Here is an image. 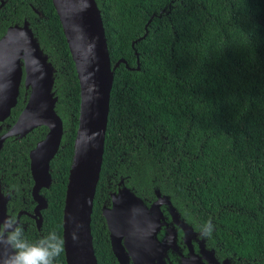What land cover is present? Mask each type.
<instances>
[{
	"label": "trees",
	"instance_id": "trees-1",
	"mask_svg": "<svg viewBox=\"0 0 264 264\" xmlns=\"http://www.w3.org/2000/svg\"><path fill=\"white\" fill-rule=\"evenodd\" d=\"M14 1L9 22L20 24L26 12L56 68L63 134L43 216L62 237L79 83L52 1L28 0L40 15ZM95 1L111 65L125 60L114 70L91 212L98 264H113L102 206L123 185L146 206L156 190L167 195L192 231L211 221V237L199 235L223 259L216 264H264V0ZM46 131L35 127L14 147L26 141L25 157Z\"/></svg>",
	"mask_w": 264,
	"mask_h": 264
},
{
	"label": "water",
	"instance_id": "water-1",
	"mask_svg": "<svg viewBox=\"0 0 264 264\" xmlns=\"http://www.w3.org/2000/svg\"><path fill=\"white\" fill-rule=\"evenodd\" d=\"M51 1L74 62L80 94L62 213L64 257L66 264H98L92 243L91 212L102 163L114 70L125 60L111 65L101 12L95 0ZM23 71L24 87L29 92L26 104L4 137H22L38 126L47 128L45 136L29 152L38 211L47 205L46 199L37 192L51 184L50 161L59 149L63 123L55 111L56 68L28 22L9 26L0 37V121L9 115L16 103ZM4 137L0 138V147ZM155 194L156 200L146 206L123 185L110 193L111 205L102 206L111 249L121 264V238L136 246L141 240L153 239L159 226L161 203L167 205L173 218L178 215L167 195H161L158 190ZM74 230L78 236L76 240L72 237ZM6 254L5 248L1 255Z\"/></svg>",
	"mask_w": 264,
	"mask_h": 264
},
{
	"label": "flooded vegetation",
	"instance_id": "flooded-vegetation-1",
	"mask_svg": "<svg viewBox=\"0 0 264 264\" xmlns=\"http://www.w3.org/2000/svg\"><path fill=\"white\" fill-rule=\"evenodd\" d=\"M25 1L27 2V7L29 5L33 12L40 15L41 11L33 7L28 0H21V3ZM14 3H16L14 0H0V37L9 26L18 24L9 22L11 13L8 8L12 9V5H15ZM22 19L19 25L28 21L26 12L22 15ZM28 93V89L24 87L23 71L16 103L11 107L9 115L0 121V138L6 135L17 120L18 115L26 104ZM17 106L18 114L15 118H11L12 112ZM22 137L8 135L4 137L0 147L1 151L5 142L9 140L7 143L9 152L5 155H0V219L8 215L17 217L20 225L24 228L26 237L30 240H36L50 230L49 222L43 216V211L48 204L36 211L38 202L33 196L34 180L31 175L29 159V151L31 149L25 157H22V149L27 146L26 141H22L23 144L17 148L14 147V141ZM14 150L19 151L15 153L13 152ZM44 189L46 187H41L37 193L45 198ZM110 205L109 202L107 206ZM159 208L161 211L160 217L158 215L159 226L153 239L146 238L141 240L136 246L130 242L126 243L124 237L121 238L123 247L122 264H216V261L222 263L223 259H219L215 251L205 247L199 235V230L192 231V227L178 213L173 218L166 204L161 203ZM175 211L177 212L176 209ZM108 245L112 252L109 235ZM4 249L0 247V255ZM112 256L113 264H121L113 252ZM55 264H66L65 257L61 258L59 256Z\"/></svg>",
	"mask_w": 264,
	"mask_h": 264
},
{
	"label": "clouds",
	"instance_id": "clouds-1",
	"mask_svg": "<svg viewBox=\"0 0 264 264\" xmlns=\"http://www.w3.org/2000/svg\"><path fill=\"white\" fill-rule=\"evenodd\" d=\"M213 227L211 221L205 222L200 234L211 237ZM72 237L78 239L75 230ZM0 247L7 249L6 255H0V264H55L64 252V239L57 232L49 231L30 240L17 217L8 215L0 219Z\"/></svg>",
	"mask_w": 264,
	"mask_h": 264
}]
</instances>
